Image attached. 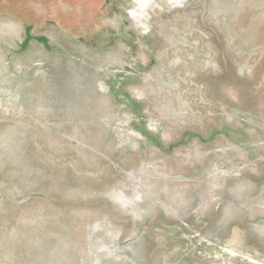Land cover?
I'll list each match as a JSON object with an SVG mask.
<instances>
[{
  "label": "rangeland",
  "instance_id": "rangeland-1",
  "mask_svg": "<svg viewBox=\"0 0 264 264\" xmlns=\"http://www.w3.org/2000/svg\"><path fill=\"white\" fill-rule=\"evenodd\" d=\"M0 264H264V0H0Z\"/></svg>",
  "mask_w": 264,
  "mask_h": 264
}]
</instances>
